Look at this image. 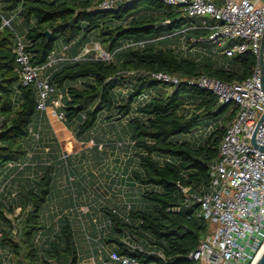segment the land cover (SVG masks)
Returning <instances> with one entry per match:
<instances>
[{"label":"trees","instance_id":"obj_1","mask_svg":"<svg viewBox=\"0 0 264 264\" xmlns=\"http://www.w3.org/2000/svg\"><path fill=\"white\" fill-rule=\"evenodd\" d=\"M104 1L0 0V189L5 188L0 193V250L10 256L9 264L82 263L67 215L50 214L48 219L56 218L55 225L46 221L55 188V162L60 160L46 164L40 156L44 144L39 94L34 86L21 84L15 54L18 39L34 67L46 66L53 53L65 51L66 60L50 69V85L54 93L63 95V123L79 142L93 141L91 152L104 149L101 139L92 135L104 113L109 125L124 123L121 133L128 131L138 162L131 184L140 199L129 211L121 208L120 214L109 201L101 207L108 216L101 240L115 244L113 252L138 264H194L189 255L212 231L199 217V205L188 201L183 190L193 196L209 192L211 166L219 160L221 141L236 112L187 81L209 77L227 84L242 82L251 77L256 60L249 52L227 58L213 52L211 44H200L205 54L189 57L190 52H182L179 45H189L209 32L185 31L198 23L180 8L135 0L107 11L99 9ZM8 12L17 17L8 20ZM5 20L9 26L3 25ZM20 27L26 28L23 38ZM45 32L51 33L50 41ZM91 44L100 45L112 61L96 59L93 51L82 56ZM153 73L184 83L174 89L152 80ZM144 94L151 99L142 104L139 98ZM213 125L215 130L199 145L178 138ZM31 163L37 168L32 177ZM17 164L27 165L10 169ZM14 223L20 228L17 237L12 233ZM124 239L136 246L125 245ZM0 264H4L1 258Z\"/></svg>","mask_w":264,"mask_h":264},{"label":"built area","instance_id":"obj_2","mask_svg":"<svg viewBox=\"0 0 264 264\" xmlns=\"http://www.w3.org/2000/svg\"><path fill=\"white\" fill-rule=\"evenodd\" d=\"M135 0H105L99 9L112 11L123 3ZM165 5L180 8L185 16L198 24L185 31H208L207 37L192 39L183 49L192 53L200 44H212L227 58L250 53L256 60L251 77L242 82L224 83L220 80L199 77L188 80L187 85L212 93L220 105H230L236 112L226 127L219 148V160L211 166V186L208 193L193 196L183 190L188 201L200 207L199 217L208 222L211 233L204 237L189 255L194 264H257L264 254V153L252 145L255 134L256 144L264 147V0H156ZM217 2L221 5L218 6ZM210 22H212L210 24ZM9 26V21H4ZM184 31V32H185ZM142 46V45H141ZM88 51L85 55L89 54ZM96 59L110 62L113 57L100 45L93 49ZM16 62L19 66L23 86H34L38 91V110L45 112L47 100L54 93L46 71L66 60L65 51L53 53L43 67H34L25 52L23 42L18 39ZM80 60V57L75 61ZM151 79L169 84L177 89L184 81L164 73H153ZM128 90V89H126ZM151 95L144 94L139 102H149ZM58 105V104H57ZM58 107H62L59 104ZM54 115L60 122L65 121L63 113ZM3 119L0 116V131ZM34 139L39 140V135ZM93 146V145H92ZM91 146V147H92ZM103 149V146H100ZM32 154H29V158ZM62 159L67 161L64 152ZM27 164L10 165V169H23ZM4 186L0 193L4 192ZM131 205L127 207L129 211ZM116 214V212L114 211ZM12 233L18 236L20 228L14 223ZM105 229L106 225L104 226ZM123 243L131 248L127 239ZM0 258L9 264L10 256L0 250ZM112 264H138L134 259L123 257L116 252L109 255Z\"/></svg>","mask_w":264,"mask_h":264},{"label":"rangeland","instance_id":"obj_3","mask_svg":"<svg viewBox=\"0 0 264 264\" xmlns=\"http://www.w3.org/2000/svg\"><path fill=\"white\" fill-rule=\"evenodd\" d=\"M14 17H17L15 15ZM20 23V21H19ZM5 23L3 22V25ZM26 28L20 27L18 29L19 35L23 38ZM97 44H91L83 51L82 56L88 51H93ZM174 48V47H173ZM178 49L187 53V49H183V45H179ZM211 50L213 52L218 51L216 46L211 44ZM205 54V50L198 47L189 57H195L197 55ZM118 93L124 94L125 91L118 90ZM169 91L166 93V95ZM106 113L102 115L98 124L93 131L92 135L95 138H99L102 141L104 149L98 152H91L90 148L94 145L92 141L89 144H84L85 147L84 158L81 156L75 158L71 155V151L68 148H64L68 160L65 161L62 158L60 162H55V169L57 170L55 178L54 195L61 194V196L69 199V206L63 209L60 205H57L56 200H50L46 208V221L48 225H55L56 218L48 219L50 214H66L69 218L73 230L75 231V240L78 246L80 257L83 261L81 264H85L92 256L91 244L93 240H88V236L85 230L90 223H94V228H104L108 222V216L101 211V207L107 206V202L111 200V193L114 186H119L117 181H126L127 178L132 179V172L138 169L137 158L135 152L132 150V144L130 142L128 131L125 130L121 133L124 127V123L120 126H111L105 120ZM216 126L211 128L202 127L197 132L191 135L179 136L180 141H187L193 144H201L206 139L210 130H215ZM97 143V142H96ZM108 177V178H107ZM132 183V181H131ZM133 186L132 192L134 194L132 204L138 205L140 196L139 190ZM116 189V188H115ZM118 189V188H117ZM85 209L90 211L89 216ZM20 211H17L16 215ZM14 222H17L14 217L11 216ZM99 220V225H96V221ZM56 227V226H55ZM130 241L129 239H127ZM132 243V242H131ZM133 246L136 244L132 243ZM110 246H116L111 243Z\"/></svg>","mask_w":264,"mask_h":264},{"label":"crops","instance_id":"obj_4","mask_svg":"<svg viewBox=\"0 0 264 264\" xmlns=\"http://www.w3.org/2000/svg\"><path fill=\"white\" fill-rule=\"evenodd\" d=\"M251 1L254 3L260 2V0ZM217 5L220 6L221 3L217 2ZM14 16L15 13H7L8 20L14 19ZM68 59L70 58L68 57ZM49 74L50 70L46 71L45 75L49 76ZM62 97L63 95L58 93L50 95L47 103V109L45 112H42L43 121L41 122L40 129L41 135L43 136L42 143L44 144V150L41 151L40 156H43V160H45L46 164L49 163V161L60 160L62 154L65 152L64 148H68L71 151V155H73L75 158L80 156L82 158L85 157L84 152H82L85 150V147H83L84 144L79 142L75 138L74 134L67 129L65 124L60 122L54 115V112H57L58 114L61 113V107H58V105L62 104ZM54 141H56L57 146L54 144ZM99 143H101V141ZM59 163L62 162H58L57 164ZM31 166L33 167L30 174L32 177L35 176V171L37 168L36 165H32V163ZM117 184H119V186H114L111 193V200H113V202L110 200L109 202H111V207L116 209L120 214L121 208L127 209L129 205H132L134 194L132 192L133 186L129 178H127L126 181H124V179L119 180L117 181ZM51 199H57V205H60L63 207V209L70 205V203H68L69 199L65 198L64 196L62 197L61 194L54 195L53 193ZM85 211L88 212V209H85ZM96 225H99V220L96 221ZM86 230L87 233L93 237L92 240L94 243L91 245L92 256L86 257V259H89L86 260L87 262L85 264H112L109 262V255L111 252L115 251V246L107 245L104 243V240H101V236L107 233V229H94L93 225L90 224Z\"/></svg>","mask_w":264,"mask_h":264},{"label":"water","instance_id":"obj_5","mask_svg":"<svg viewBox=\"0 0 264 264\" xmlns=\"http://www.w3.org/2000/svg\"><path fill=\"white\" fill-rule=\"evenodd\" d=\"M44 36L47 38L48 41H50L51 38H52V35H51L50 32H45V33H44ZM263 120H264V115H263V117L261 118V120H260V122H259V124H258V126H257V129H258V127L260 126V124L263 122ZM252 145H253L254 148L259 149L261 152L264 153V147H259V146L256 144L255 134H254L253 137H252ZM257 264H264V254H263V256L261 257V259L259 260V262H258Z\"/></svg>","mask_w":264,"mask_h":264}]
</instances>
